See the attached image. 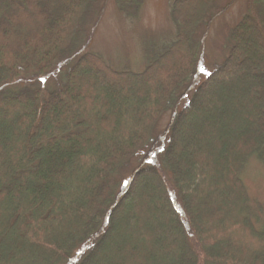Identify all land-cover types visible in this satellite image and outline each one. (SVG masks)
<instances>
[{
    "label": "trees",
    "instance_id": "trees-1",
    "mask_svg": "<svg viewBox=\"0 0 264 264\" xmlns=\"http://www.w3.org/2000/svg\"><path fill=\"white\" fill-rule=\"evenodd\" d=\"M174 1L175 39L133 72L84 50L106 0H0V264H264L241 176L264 165V0L200 79L197 46L228 5ZM115 2L134 16L142 0ZM171 106L160 159L120 187Z\"/></svg>",
    "mask_w": 264,
    "mask_h": 264
},
{
    "label": "rangeland",
    "instance_id": "rangeland-1",
    "mask_svg": "<svg viewBox=\"0 0 264 264\" xmlns=\"http://www.w3.org/2000/svg\"><path fill=\"white\" fill-rule=\"evenodd\" d=\"M214 1L216 7H228L211 21L206 36L197 46V57L201 61L198 79L207 76L223 61L231 45L230 30L246 12L247 0H234L229 4L226 0ZM174 3V0H142L134 16H130L117 8L115 0H106L99 19L93 24L89 44L84 50L100 55L114 70L140 72L147 64L146 51L157 52L175 39ZM59 70L56 69L51 76L38 80L40 86L51 90L58 88L64 80V67ZM237 74L238 72L232 76ZM209 90L211 88L207 87L206 91ZM191 92L189 90L180 99L176 109L186 104ZM173 109V106L169 107L159 118L154 135L143 149L147 151L139 152L120 171L117 179L120 187L136 166L146 164L155 156V160L160 159ZM195 123L197 124L196 120L192 127ZM189 147L194 149L193 145ZM241 176L250 203L261 207L258 222H264V165L251 157Z\"/></svg>",
    "mask_w": 264,
    "mask_h": 264
}]
</instances>
